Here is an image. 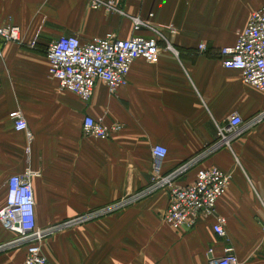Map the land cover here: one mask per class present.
<instances>
[{
    "label": "crops",
    "instance_id": "0c3cea01",
    "mask_svg": "<svg viewBox=\"0 0 264 264\" xmlns=\"http://www.w3.org/2000/svg\"><path fill=\"white\" fill-rule=\"evenodd\" d=\"M103 1L120 13L94 10L90 0H0V26L21 31L19 43L0 40V205L10 177L35 173L37 225L61 226L42 243L50 264H209L230 247L241 264H264V118L243 129L232 149L212 151L218 127L232 116L248 125L264 114V92L219 58L264 0ZM150 15L156 28L176 29L167 35L178 57L162 45L156 61L132 65L127 85L116 94L99 82L89 101L61 90L50 76L46 52L53 41L149 37L150 32L134 31L131 17ZM201 44L207 46L204 54ZM13 111L26 119L31 145L25 132L15 130ZM88 116L116 122L122 130L110 140L86 137ZM157 145L168 150L164 175L200 159L176 180L179 186L193 183L204 168L231 174L215 215L176 231L164 222L169 191L161 190L123 210L78 222L150 186ZM219 218L226 221L224 238L214 230ZM13 240L0 225V246ZM26 255V248L7 249L0 252V264H20Z\"/></svg>",
    "mask_w": 264,
    "mask_h": 264
},
{
    "label": "built area",
    "instance_id": "2783aa9c",
    "mask_svg": "<svg viewBox=\"0 0 264 264\" xmlns=\"http://www.w3.org/2000/svg\"><path fill=\"white\" fill-rule=\"evenodd\" d=\"M94 10L106 9L120 13L113 2L90 0ZM150 19L131 17L135 32H150L149 37L134 36L129 40H120L114 35L105 39H96L84 44L77 36H63L50 43L46 56L50 63L49 74L59 83L61 90L73 93L83 101H89L99 82L104 83L111 94L127 85L132 65L139 59L152 63L160 55L161 46L165 45L178 57L167 32L177 33L173 26L156 28ZM0 40L4 43L21 42V31L16 26H0ZM199 51L204 54L207 46L201 44ZM219 58L223 66L229 70L239 71L244 83L264 92V7L255 11L246 29L239 35L235 45L221 49ZM3 62V50L0 49V68ZM10 118L14 121L17 132L27 134L31 145L33 135L20 111H13ZM264 118V114L255 118L248 125L236 114L228 123L218 127V141L212 151L221 147L232 149L234 140L243 129L256 126ZM122 130L118 123H106L103 119L85 117L83 131L86 137L99 140H110ZM30 152V147H28ZM154 159V176L150 186L140 192L126 197L115 205L99 211L98 214L84 216L78 222H87L95 217L125 209L150 197L161 190L169 191V206L164 214V222L176 231L193 229L202 217L215 215L218 201L226 194L231 174L217 168H204L198 171L196 179L187 186H179L176 180L190 167L196 165L199 158H194L178 170L163 174L164 162L168 150L157 145L152 149ZM35 173L27 170L23 174L10 177L6 186V197L0 205V225L16 238L0 246V252L15 247H25L27 255L20 264H50L42 252V243L61 226L49 229L39 228L36 219V200L33 187ZM71 224V225H70ZM75 222L66 224L69 227ZM226 221L219 218L215 225V233L224 238ZM213 255V252L210 251ZM209 264H241L234 250L225 249V255L212 257Z\"/></svg>",
    "mask_w": 264,
    "mask_h": 264
},
{
    "label": "rangeland",
    "instance_id": "374dc122",
    "mask_svg": "<svg viewBox=\"0 0 264 264\" xmlns=\"http://www.w3.org/2000/svg\"><path fill=\"white\" fill-rule=\"evenodd\" d=\"M14 235V234H13ZM16 238V236L14 235V239ZM22 248H25V247H15V248H13V249H9V250H18V249H22Z\"/></svg>",
    "mask_w": 264,
    "mask_h": 264
}]
</instances>
